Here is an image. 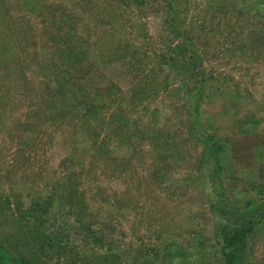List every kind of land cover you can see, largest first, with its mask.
Returning a JSON list of instances; mask_svg holds the SVG:
<instances>
[{
  "label": "rangeland",
  "instance_id": "1",
  "mask_svg": "<svg viewBox=\"0 0 264 264\" xmlns=\"http://www.w3.org/2000/svg\"><path fill=\"white\" fill-rule=\"evenodd\" d=\"M191 118L224 145L227 196L260 202L264 0H0V239L33 264H80L85 224L120 264H221V187ZM248 259L264 264V218Z\"/></svg>",
  "mask_w": 264,
  "mask_h": 264
},
{
  "label": "trees",
  "instance_id": "2",
  "mask_svg": "<svg viewBox=\"0 0 264 264\" xmlns=\"http://www.w3.org/2000/svg\"><path fill=\"white\" fill-rule=\"evenodd\" d=\"M134 1L137 4L143 2V0ZM168 5H170V3ZM169 25L172 27V24ZM167 31L169 32L168 29ZM177 33L178 32H176V34ZM56 35L58 36V42H60L59 59H61L64 64L71 65L72 68H75L78 62H82L84 54L80 53L74 44L72 28L65 27V24L59 26ZM183 38H185L183 42L191 41L187 34ZM55 39L56 36L54 40ZM189 52L191 53L190 58L188 57L189 59H200V56L195 50H189ZM185 59H187V57H185ZM196 63L197 62L192 61L189 63L184 62L183 65L187 67V71L184 68L185 71L182 70L181 73L184 75L186 72L189 73L186 78L187 81H192L194 79L196 75L195 69L198 67ZM199 67H202V65L199 64ZM134 90L135 89H132V92ZM188 90L192 92L194 88H188ZM58 93H60V90ZM133 93L136 95V91ZM203 93L204 85L202 84L197 97L199 103L190 109L191 115L197 116V114H199L200 103L204 100ZM94 109V105L89 106L86 113ZM199 124V118H191L189 130L198 137L203 145L200 162L202 165L206 162L210 163V170L208 172L209 179H212L214 182L217 180L221 187L219 199H217L215 203H212L213 210L220 218L216 222L217 238L215 244H217L221 254V264H251L248 259L249 239L253 235L256 225L261 223L264 218V198L261 199L260 202L256 198H250L242 204L239 203L238 200L227 196L221 181L224 164H222L220 154L224 150V145L221 140L217 138L215 133L203 129L202 126L198 127ZM254 124H256V122ZM241 131L249 133L251 130L249 128H243ZM250 184H252L251 186H255L254 190L264 196L263 184L254 181ZM80 229L83 235L82 246H86L89 250H95L92 255L81 253L82 259L80 264H120V252L111 249V247L105 244L102 238L96 236L94 232H89L88 228H85V224H82ZM37 239L41 240L40 236H38ZM45 245L44 242L41 243V250H44ZM0 264H33V262L27 255L17 249L10 239L2 238L0 239ZM68 264H75V262L70 261ZM201 264H205V262H201Z\"/></svg>",
  "mask_w": 264,
  "mask_h": 264
}]
</instances>
